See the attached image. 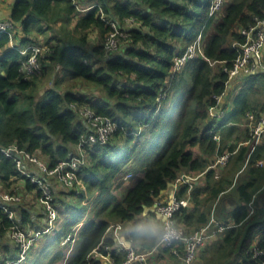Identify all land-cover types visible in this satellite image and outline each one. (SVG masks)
Here are the masks:
<instances>
[{
  "label": "trees",
  "instance_id": "trees-1",
  "mask_svg": "<svg viewBox=\"0 0 264 264\" xmlns=\"http://www.w3.org/2000/svg\"><path fill=\"white\" fill-rule=\"evenodd\" d=\"M75 1L14 0L8 18L18 28L20 25L22 32L16 33L14 42L20 47L43 43L51 50L41 59L43 71L50 65V58L58 64L59 72L100 88L106 94L100 98L94 92L86 98V92L75 87L77 84L62 91L61 80L56 79L53 86L41 90L34 77H23L22 53L7 34H0V190L12 196L1 198L0 255L4 258L0 263L20 257L16 243L6 244L14 241L15 231L32 236L48 227L40 225L44 218L47 220L45 212V216L32 213V208L14 195L34 193L35 199L42 195L32 176L46 180L54 194L53 182L59 181L28 159L20 169L16 158L4 149L16 145L50 169L56 168L61 161L70 160L83 137L89 135L90 124L79 110L88 106L117 123L106 144L88 146L87 162L75 170V183L79 181L83 190L77 195L78 190L71 188L72 196L80 197L88 207L86 201L94 203L93 218L86 222L70 219L58 238L62 242L69 231L79 227L78 241L67 243L53 255L48 251L52 241L47 238L52 231L45 232L42 252L31 264H63L65 260V264H108L94 256L97 248L104 255L110 254L114 264H121L127 252L114 248L116 239L108 234L109 227L120 222L133 223L127 238L140 244L136 245L139 251L153 249L163 231L153 209L155 201L172 188L183 171L203 173V181L194 182L192 189L181 186L179 197H187L190 192L191 206L176 214L178 223L188 232L195 231L207 224L216 210L219 219L233 224L207 247L201 264H263L264 256L253 259L249 250L253 244L264 249V140L251 153L252 142L242 144L251 139L249 129H241L238 124L248 111L264 112V101L259 98L264 95V72L238 80L244 84L231 99V112L222 120L211 116L210 109L226 90L225 67H232L238 56L234 43L246 41L241 30L251 29L264 19V0H226L217 22L209 15L213 0ZM79 7L87 8V13L77 17L72 32L58 39L56 45L51 42L56 37L40 42L33 36L34 30L45 33L57 23L67 31ZM109 21L117 22L127 33V44L118 52L119 46L106 48L113 31ZM199 34L204 57L191 59L183 69L174 70L175 58ZM104 51L113 55L103 58ZM221 128L219 143L210 131ZM225 151L231 152L227 164L211 168L217 154ZM133 169L135 181L120 199L115 194V181L120 179L122 183ZM64 204H56L60 213ZM74 247V255H70Z\"/></svg>",
  "mask_w": 264,
  "mask_h": 264
},
{
  "label": "built area",
  "instance_id": "built-area-1",
  "mask_svg": "<svg viewBox=\"0 0 264 264\" xmlns=\"http://www.w3.org/2000/svg\"><path fill=\"white\" fill-rule=\"evenodd\" d=\"M2 2L3 0H0V8ZM225 6L226 0H213L210 7V17L215 19L220 17ZM82 10H87V8ZM109 23L111 24L113 31L106 42V48L112 50L118 46L116 36L118 34L122 35L123 30H121L117 22L109 21ZM18 31L19 28L11 19H0V34H7L13 41L11 42L12 45L18 48L22 53L23 58L21 60L20 72L25 79H30L41 73V59L46 58L48 55L47 53L51 50L43 43H31L27 46L20 47L19 44L14 42V37ZM241 31L246 36V41L243 43H234V46L238 48V56L234 60L232 67H225V72L228 73L226 90L222 95L217 97V105L210 109V114L213 117L219 114L222 102L227 95L226 92L233 82L244 76L264 72V19L259 20L257 25L251 29H242ZM196 57H204L202 35H199L194 43L189 45L182 54L175 58L174 70L183 69L189 60ZM79 110L80 114L90 124L91 129L89 135L83 137L80 148L85 150V148H88L90 145L106 144L117 129V123L110 117H105L96 113L95 110L88 106H83ZM247 115L252 125L251 139L242 144H249L252 142V153L256 146L264 140V115H259L258 118H255V113L252 111L248 112ZM210 132L214 134V139L220 143L222 138L220 130L214 129ZM4 151L9 156L16 158L17 165L20 169L21 167H24V159H28L30 162L38 164L48 176L57 179L59 178L61 180H68L69 174L75 175V170L87 162V152L86 154L77 152L70 160L61 161L56 168L50 169L44 161L33 157L29 152L20 149L16 145H11L9 148L4 149ZM230 155V151L217 154L215 162L211 168L218 169L220 166L227 164ZM258 163L262 164L263 160H259ZM25 173L31 177V174L28 172ZM199 176L201 175H198V177ZM32 180L37 183L39 188L44 192L47 199L46 202L50 205L53 202L50 185L41 177L32 176ZM192 180H194V178L188 173H182L178 176L175 184L172 186L170 195L166 198L160 197L155 201L153 209L159 215L164 227L160 241L153 249L139 251L138 247L133 242V239L126 238L122 235L123 226L121 223H113L109 227L108 232H112L117 243L114 248L127 252V258L121 264H156L155 253L163 248H169L170 252L178 257L182 264H196L200 251L204 250L207 244L220 238L228 228L233 226L231 222L219 219L215 210H213L208 223L195 231L188 232L184 225L178 223L176 214L181 209L191 206L190 192H188V196L184 198L179 197L178 193L182 185H189L190 189H192ZM1 198L11 199L8 194H3L0 190V205H3ZM49 209L52 214L51 218H56L59 211L54 206L53 208L49 206ZM77 229H79V227L75 229L76 232H78ZM14 233H17L18 236H26L22 231H15ZM75 238V235L72 233L64 236V242H62L64 245L67 243L75 244ZM107 249L112 251V247L110 246H108ZM71 250L72 249H70V251ZM249 251H252L253 259H259L264 256V249H259L254 244ZM93 253L95 257L101 258L102 260L106 259L108 264H114L110 254L104 255L98 251V248L95 249ZM24 259L25 257L21 260L20 257L18 258L20 262ZM10 261L14 262V260Z\"/></svg>",
  "mask_w": 264,
  "mask_h": 264
},
{
  "label": "rangeland",
  "instance_id": "rangeland-1",
  "mask_svg": "<svg viewBox=\"0 0 264 264\" xmlns=\"http://www.w3.org/2000/svg\"><path fill=\"white\" fill-rule=\"evenodd\" d=\"M89 1H92L93 4H96L98 2V0H89ZM93 4H91L90 6L93 7L94 6ZM87 11L86 10H82V8L79 7L78 8V11H77L78 14L73 17V23L71 24V26H68L67 31L63 29V26H62L61 23H57L52 28H49L50 30H46L45 33H37L34 30L33 36L34 35H35V37L38 36L40 42L41 41L47 42L48 40L52 39V37H56L55 39H53L51 41L52 44L56 45L58 43V39L66 38V36H67L66 34L69 33V32H72L71 31V29H72L71 27L74 26V24L76 23L77 17L79 15L86 14ZM220 18H221V16L218 17L217 19H215V21L217 22L218 20H220ZM126 34L127 33H125L123 31L122 32V35L121 34H118L116 36L117 37V44L119 46V49L117 50V52L120 51V49H121L120 47H122V46H124V45L127 44V39H126L127 35ZM94 35L95 34H92V37L91 38H94ZM90 42L92 44H94L93 41H90ZM192 43H194V42H192ZM192 43H190L189 45H191ZM117 47L114 48V49H117ZM111 48H113V47H111ZM104 53L105 54H104L103 58L104 57H107V56H110V55H113V54L108 53V51L107 52L104 51ZM196 58H199V57H196ZM49 60H50L49 61L50 65H48L49 67L47 66V68H44L45 71H43V68H42L41 73L39 75H37L36 77L33 78L34 80L36 79V82L40 83L41 90H43V89L46 90L47 88H50L51 86H53V84L55 83L54 80L56 79L57 82L61 80L60 83H59V88H61L62 91H67V90L71 89L74 84H77L76 86L75 85L74 86L75 87H79L80 89L84 90V92H86V94H87L86 95V98H88V95L91 92H94L95 96L98 97V98H100L101 95H103V96L106 95L100 88H98L96 86L89 85V84H87L85 82H82V80H81L80 77L71 78L70 75H65V73L63 71L59 72L58 71L59 69L57 67L58 64L56 65V62L52 61L50 58H49ZM98 62L101 63V61H98ZM216 64L217 63H215V65ZM243 84H244V82L241 81V80L239 82H238V80L235 81V82H233L232 85H231V87L228 88V90L226 92L227 95L225 96L222 104L224 105L227 102L230 104L231 99H234L235 95L239 93V90L242 88ZM95 87L97 88L96 91H95ZM96 93L99 94V95H97ZM260 97H261V101H264V95L263 96H259V98ZM248 112H250V111H248ZM253 113H255V118H258L259 115H264V112H261L260 110H258V111H255L254 110ZM220 114L221 113L217 114V116H216L217 119L220 118ZM238 125H239V127H241V129H247L248 128L250 134L252 133L251 121H250V119H249V117H248L247 114L242 119V123H240ZM86 150H87V148H85V150H83V148H79L78 149V152L79 153L86 154ZM182 173H188L191 177H193L194 178V180H192L193 183L194 182H197L198 183L200 181H203V179L200 178V176L198 177L197 174H193V173H191L189 171H183ZM202 174L203 173H201L199 175L202 176ZM128 175H129L128 176L129 178H127V176H126L125 180H122V183H121V180L120 179H116V181H115V185L117 186V188L115 189V194L120 199L123 198V195L125 194L126 190H128L133 185V183L135 181V180H132L135 177V175H136L134 169ZM75 180H76L75 175L69 174L68 180H63V179L61 180V179H59V181H56L55 180L56 183L53 182V186L56 189V192L57 193L54 194L52 192L51 198L52 197L55 198V203L57 204V207H60V205H62L63 203H65L63 205V213H60L59 212L57 214V217L54 218V219L51 218L52 214L50 212L49 206H51L52 208L54 206L56 208V204L54 205L53 202H52L49 205L46 202L47 199L45 197L44 192L42 193V195L40 197H38V199H35V197L33 195L34 193L22 192V194L24 193L23 194V197L22 196L20 197V196L14 195V197L16 199L18 198L17 200H19V199L23 200V204H25L26 206L32 208V213L39 214L40 216H45L42 213H44V212L46 213L47 220L44 218L43 221L40 223V225H46L47 224L48 227H47V230H45V232L48 231V233H49V232L52 231L47 236V238L48 239H51V241H52L50 243V247H49V250H48L49 253H50V255H53L57 250L62 249L61 247H63V246L66 245V244L65 245L63 244L64 241L61 242V238H58V235H59L60 229L62 227H64L65 224L70 221V219H76V220H80L81 222H86L89 219L93 218L92 217L93 214H94V211L93 210L95 208L94 203L91 204V201H86V203L89 205V207H88L87 205L84 204V200H82L80 197H78V196H72V191L73 190L71 188L75 187L74 189L78 190V191H75V194H77V195L83 190V187H82L81 183L79 181H77L75 183ZM61 184H63L67 189H64ZM9 198H12V196L9 195ZM232 208H234V207H232ZM91 210H92V212H91V215L89 217V212ZM38 217L39 216L37 215V218ZM120 223L123 226L122 235L127 238V236H129L130 229L132 228V225H131L132 222H128V223H122V222H120ZM37 225H38V221H37ZM53 227L55 229L54 231L52 229ZM161 227L163 229V227H164L163 223H162V226ZM44 228H46V226ZM78 230L79 229H77V231ZM72 231L71 232L69 231L68 233L69 234H72L73 233L75 235V237H76L75 238V241L76 242L75 241L74 242L77 243V241H78L77 240V234H78V232H76V230H74L73 232ZM45 232L44 231H41L40 233L39 232H35L32 236H27L26 235L25 237L22 236V235L18 236L17 233H14V235L12 236V238H13L14 241H12V242L10 241L9 242V240H8V241H6L7 242L6 244H9L10 246H13L14 243H16V245H15L16 249H18V251H21L20 252V254H21L20 260L23 259L24 257H25L26 260H28L27 263L23 262L22 264H31L32 263V260L34 259V257L37 256L38 254H40L42 252L43 246H44L45 241H46V239H45L46 236L44 235ZM108 234H112V232H108ZM42 235H43V238H42ZM213 242L214 241H212L211 243L207 244L205 246L206 248L204 247L205 249L202 250V251H200L199 258L196 260V264H201L202 263V260L204 259L202 257V255L205 254L204 251ZM135 244L138 245L139 243L138 242H135ZM31 248H32V251H31V254L29 255L30 257L27 258L26 257L27 256V252ZM74 250H75V247L72 248V250L70 252V255H74V253H73ZM120 251H123V250H120ZM163 252L165 253V256H163L164 257L163 260H162L161 257L159 258V260L161 259L160 262H159V264H164V261H168L167 263H169V264H181V261L178 259V257H176L175 255H173L170 252V250L169 251H163ZM3 258L0 255V261ZM8 260H9V262H7ZM20 260L17 259L14 262H12V261H10V259H7L6 260V264H8V263L9 264H19ZM48 260H49L48 258H45L44 262H48ZM65 262H66V260L64 261L63 264H65Z\"/></svg>",
  "mask_w": 264,
  "mask_h": 264
},
{
  "label": "crops",
  "instance_id": "crops-1",
  "mask_svg": "<svg viewBox=\"0 0 264 264\" xmlns=\"http://www.w3.org/2000/svg\"><path fill=\"white\" fill-rule=\"evenodd\" d=\"M14 4V0H3L2 2V5H1V8H0V19H6L10 16V13H11V8ZM19 28H20V25H19ZM20 33L21 32V29H19ZM172 188H170V190L166 191L165 193L162 194L161 198H166L167 196L170 195V191H171ZM133 224V223H131ZM133 227V226H132ZM128 231V230H127ZM164 250L163 249H160L159 251H157L155 253V257H156V264H159L160 260L159 258L161 257L162 260H163V256H165V253L163 252ZM104 263L107 262L106 259H103ZM168 261H164V264H169L167 263ZM182 264V263H181Z\"/></svg>",
  "mask_w": 264,
  "mask_h": 264
},
{
  "label": "clouds",
  "instance_id": "clouds-1",
  "mask_svg": "<svg viewBox=\"0 0 264 264\" xmlns=\"http://www.w3.org/2000/svg\"><path fill=\"white\" fill-rule=\"evenodd\" d=\"M20 29V28H19ZM199 35H201V34H199ZM198 38V37H197ZM19 44V43H18ZM29 44H31V43H29ZM29 44H27V45H29ZM27 45H25V46H27ZM194 59V58H193ZM186 66V65H185ZM184 66V67H185ZM232 101H230V104L228 103V105L226 104V105H223L222 104V107H221V109H220V111H219V113H221L220 114V118L219 119H223L224 117H225V115H227L229 112H231V108L233 107L232 106ZM221 130H222V128L220 129V132H221Z\"/></svg>",
  "mask_w": 264,
  "mask_h": 264
}]
</instances>
